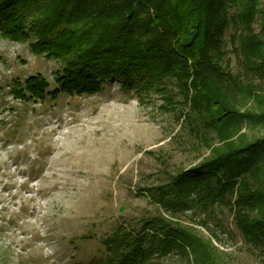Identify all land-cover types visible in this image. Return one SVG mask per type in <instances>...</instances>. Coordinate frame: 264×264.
<instances>
[{
  "label": "rangeland",
  "instance_id": "obj_1",
  "mask_svg": "<svg viewBox=\"0 0 264 264\" xmlns=\"http://www.w3.org/2000/svg\"><path fill=\"white\" fill-rule=\"evenodd\" d=\"M258 25L257 15L256 32ZM233 33L229 25L222 65L236 74ZM29 43L0 35V264H103V241L120 228L140 232L152 218L195 232L214 264H264V251L244 240L229 207L203 214L192 202L170 214L149 194L198 164L215 142L208 119L169 81L163 92L111 80L99 92L54 95L59 63L33 54ZM37 76L43 97H14L16 80ZM242 132L263 134L250 125ZM153 264L199 263L189 250H172Z\"/></svg>",
  "mask_w": 264,
  "mask_h": 264
},
{
  "label": "trees",
  "instance_id": "obj_2",
  "mask_svg": "<svg viewBox=\"0 0 264 264\" xmlns=\"http://www.w3.org/2000/svg\"><path fill=\"white\" fill-rule=\"evenodd\" d=\"M259 16V30L253 24ZM229 25L238 73L222 65ZM0 35L29 42L33 54L59 63L53 92L93 93L116 80L122 89L158 91L169 81L215 136L208 155L149 192L173 214L193 202L203 214L229 207L244 240L264 251V6L260 0H0ZM40 77L16 80L11 92L44 96ZM263 134L248 137L243 126ZM149 191V190H148ZM193 195V197H191ZM204 225V222L203 224ZM103 241V264H153L189 250L195 263L214 264L211 246L163 218L140 232Z\"/></svg>",
  "mask_w": 264,
  "mask_h": 264
}]
</instances>
